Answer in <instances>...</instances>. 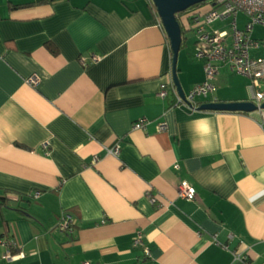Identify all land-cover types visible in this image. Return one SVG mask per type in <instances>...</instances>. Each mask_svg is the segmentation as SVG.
<instances>
[{"label": "crops", "instance_id": "0c3cea01", "mask_svg": "<svg viewBox=\"0 0 264 264\" xmlns=\"http://www.w3.org/2000/svg\"><path fill=\"white\" fill-rule=\"evenodd\" d=\"M189 52L185 94L205 79ZM233 73L207 101L248 100ZM163 82L176 88L150 0H0V239L16 246L0 241V264H264V110L191 108Z\"/></svg>", "mask_w": 264, "mask_h": 264}, {"label": "built area", "instance_id": "2783aa9c", "mask_svg": "<svg viewBox=\"0 0 264 264\" xmlns=\"http://www.w3.org/2000/svg\"><path fill=\"white\" fill-rule=\"evenodd\" d=\"M211 8L208 12L198 11L193 16L192 29L196 34L194 52L198 58L204 62L203 68L205 79L196 84L188 93L181 96L174 88L173 83L163 82L160 87V96L166 97L170 90L175 92L176 103L185 104L191 108H196L202 102H206L210 94L216 87L217 76L220 67L226 66L230 71L244 75L250 79L248 85L250 91V101L261 106L264 102V54H253L254 50L264 51V0H208ZM244 13V20L239 19V14ZM232 16L229 29H219L213 27V22ZM257 27L262 28L260 37H254ZM100 59L99 54H94L92 61ZM36 83V78L31 77L28 81ZM264 110V109H258ZM148 120L141 119L133 124V128L145 129ZM167 123L160 121L157 124L159 130H166ZM111 154L118 155L119 144L107 148ZM95 156L94 160H97ZM38 194V193H37ZM179 198L193 200L196 196V188L191 180H182L177 188ZM151 201H154L151 199ZM73 219L66 214L59 223V229L70 231ZM5 247L4 256L11 258L13 242L0 239ZM135 243L144 244L143 235L138 231ZM144 253L150 255L149 249L144 245Z\"/></svg>", "mask_w": 264, "mask_h": 264}, {"label": "water", "instance_id": "95a60500", "mask_svg": "<svg viewBox=\"0 0 264 264\" xmlns=\"http://www.w3.org/2000/svg\"><path fill=\"white\" fill-rule=\"evenodd\" d=\"M156 8L157 14L160 21L169 37L170 46L172 49V71H173V81L176 86L177 91L181 96L185 95L184 90L181 87L180 81L177 76V60L179 50L182 45V28L177 19V14L187 10L196 4L207 2L208 0H151ZM198 109L203 110H228V111H245L253 112L260 109H264V102L261 106L256 105L253 101H206L201 103ZM61 232H66L68 234L70 231H65L60 229ZM52 246L56 250H61V246L51 240Z\"/></svg>", "mask_w": 264, "mask_h": 264}, {"label": "rangeland", "instance_id": "374dc122", "mask_svg": "<svg viewBox=\"0 0 264 264\" xmlns=\"http://www.w3.org/2000/svg\"><path fill=\"white\" fill-rule=\"evenodd\" d=\"M239 19L240 20H244V13L243 12H241L239 14ZM231 22H232V16H228V17H226V18H224L222 20H216V21H214L212 26L215 27V28H219V29H229V26H230V23ZM261 33H262V30L259 27H257L255 29V31H254V37H260V34ZM195 40H196V34H195V32L193 30L188 31L187 32V39H185V41L183 43L184 44L183 47L181 48V50H179V54L181 52V55H180L181 56V59L183 58V56L185 54H186V59L187 60L189 58L188 55H192V52H189V51H192L193 50L194 41ZM252 53L254 55L256 54V53H254V51ZM179 54H178V60H179ZM178 60H177V62H178ZM202 62H203V60H202ZM203 64H204V62H203ZM234 74L235 73L232 74V76H233V83L234 84L237 83V82H239V80H244V78H247L244 75H241V74L238 75V73H236L235 75ZM249 83H250V79H249ZM248 85L249 84H247L245 86V89H243L240 93H243V94L245 93L246 99L248 98V100H250L251 96H250V91H249ZM225 91L226 92H231L232 94H239L238 93L239 91H238V89H236V86L235 87H231L230 88V91L228 89H225Z\"/></svg>", "mask_w": 264, "mask_h": 264}, {"label": "trees", "instance_id": "16d2710c", "mask_svg": "<svg viewBox=\"0 0 264 264\" xmlns=\"http://www.w3.org/2000/svg\"><path fill=\"white\" fill-rule=\"evenodd\" d=\"M150 3L152 4L153 8L156 10L153 2L150 0ZM211 4L209 2H202V3H199V4H196L192 7H189L187 10L183 11V12H180L177 14V19L179 20V23L181 25V28H182V35H183V38H182V45L185 41V39L187 38V32L190 31V30H193L192 29V19H193V16L198 13V11H204V12H208L211 8ZM185 15V18L183 19V16ZM195 43V42H194ZM49 48L51 49V51L55 52L56 49L54 46L50 45V43L48 44ZM73 227V226H72ZM72 229V228H71ZM73 231L70 230V233ZM69 233V234H70ZM15 247L16 246H11V252H13V250H15Z\"/></svg>", "mask_w": 264, "mask_h": 264}, {"label": "clouds", "instance_id": "9594fccd", "mask_svg": "<svg viewBox=\"0 0 264 264\" xmlns=\"http://www.w3.org/2000/svg\"><path fill=\"white\" fill-rule=\"evenodd\" d=\"M203 103V102H202ZM203 123V125H204V131L205 132H208V131H210V129L207 127V122L205 121V122H202Z\"/></svg>", "mask_w": 264, "mask_h": 264}]
</instances>
